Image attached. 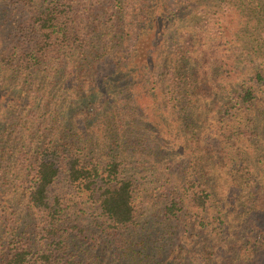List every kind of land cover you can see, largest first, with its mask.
<instances>
[{
    "label": "trees",
    "instance_id": "obj_1",
    "mask_svg": "<svg viewBox=\"0 0 264 264\" xmlns=\"http://www.w3.org/2000/svg\"><path fill=\"white\" fill-rule=\"evenodd\" d=\"M0 264H264V0H0Z\"/></svg>",
    "mask_w": 264,
    "mask_h": 264
},
{
    "label": "rangeland",
    "instance_id": "obj_2",
    "mask_svg": "<svg viewBox=\"0 0 264 264\" xmlns=\"http://www.w3.org/2000/svg\"><path fill=\"white\" fill-rule=\"evenodd\" d=\"M220 48V47H219ZM220 53V52H219Z\"/></svg>",
    "mask_w": 264,
    "mask_h": 264
}]
</instances>
